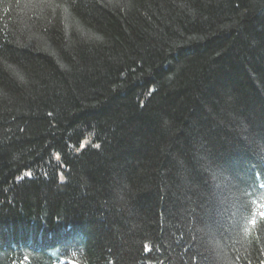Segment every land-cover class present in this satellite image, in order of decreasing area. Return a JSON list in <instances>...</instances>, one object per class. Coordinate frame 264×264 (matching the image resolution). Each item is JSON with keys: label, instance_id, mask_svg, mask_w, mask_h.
I'll use <instances>...</instances> for the list:
<instances>
[{"label": "trees", "instance_id": "obj_1", "mask_svg": "<svg viewBox=\"0 0 264 264\" xmlns=\"http://www.w3.org/2000/svg\"><path fill=\"white\" fill-rule=\"evenodd\" d=\"M0 264H264V0H0Z\"/></svg>", "mask_w": 264, "mask_h": 264}]
</instances>
